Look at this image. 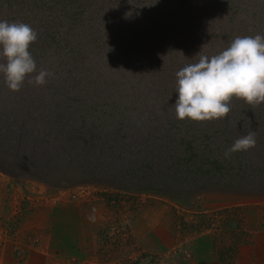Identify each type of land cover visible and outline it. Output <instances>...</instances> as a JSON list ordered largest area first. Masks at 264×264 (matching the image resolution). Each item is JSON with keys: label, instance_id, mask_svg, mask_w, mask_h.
<instances>
[{"label": "rangeland", "instance_id": "rangeland-1", "mask_svg": "<svg viewBox=\"0 0 264 264\" xmlns=\"http://www.w3.org/2000/svg\"><path fill=\"white\" fill-rule=\"evenodd\" d=\"M86 2L85 6L89 7L82 14L79 10L77 14L71 15L76 20L71 21L69 28L62 32L66 33L71 49H85L95 40L96 34H101L105 54L97 52L98 59L104 61L108 50L109 54L116 52V64L112 67H117L121 72L119 86L115 91L105 94L104 98L107 100L102 103L99 112L89 117L83 113L84 109L91 108L93 99L78 105V111L68 112L67 118L79 112L85 115L87 118L76 117L72 123L78 128L82 126L93 136L100 128H103V134L106 132L105 136L109 133V116H113L108 112L111 101L114 106L118 103L131 107L127 118L132 122L137 108L141 107L146 113L148 102L158 99L160 95L163 99L178 98L175 92L176 73L186 64L197 62L200 52L211 56L226 49L237 36H264V0ZM59 4L58 0H0V21L29 24L38 34L37 40L32 44L35 46L38 39L44 37L39 33L45 30L41 26L46 21L43 11L49 7L53 16L59 15ZM94 27L100 31L94 30ZM32 45L30 49L38 57L43 46L34 50ZM120 56L123 58L119 59ZM64 71V67L57 65L54 75L62 76ZM75 77L76 75L68 73L64 79L56 78V81L68 83L61 86L55 92L56 95L51 93L50 96L59 99L68 96L71 99L74 94L73 84L77 83L74 81ZM49 79L54 81L51 75ZM132 87H136L133 89L136 91L130 90ZM234 100L240 99L234 97L230 104ZM52 103L54 104V100ZM240 105L242 104H234L232 110ZM263 106L264 104L260 107L263 109ZM170 123L166 125L183 134L194 133L197 141L202 140L201 147L204 146L203 142L209 143L216 137L212 134L215 130H208L202 123L194 128H188L184 122L171 120ZM230 125L228 129L232 132L222 128L224 131L218 139V148L224 151L237 138L245 135L241 130L233 131L231 128H235V125ZM111 138V134L106 136L107 141H111ZM192 146L193 141L190 143V147ZM248 151L251 153L252 148ZM46 154L47 152L43 153L44 156ZM3 163L4 161L0 162V167L8 174L0 172V191L23 190L36 194L47 191L54 198V203L78 201L89 212L91 207L97 210L92 218L95 222L94 237L98 241L95 264H192L193 259L204 258L192 251L190 243L195 237H212L216 246L211 258L215 257L216 262L220 259L221 264H229L236 246L240 242L254 239L251 237L256 226L251 219L253 213L258 210L264 220V197L246 196L231 190L213 191L196 195L190 203L177 204L164 197L119 191L97 184L53 186L49 182H42L52 172L38 176L26 168L19 169ZM39 177L46 178L39 180ZM60 181L61 179L57 184ZM56 194H62V197H57ZM227 205L232 206L226 208ZM222 206L225 208H220ZM156 227L162 229L164 238L158 237L159 240H156ZM13 231L12 228L8 233L12 234ZM141 243L146 246H141ZM13 244L15 243H12L11 237L4 236L0 231V245H6V250H13L11 253L16 260L21 257L22 249ZM208 256L206 255V259ZM70 263L75 262L65 264ZM7 264H21V261L17 259L16 262Z\"/></svg>", "mask_w": 264, "mask_h": 264}, {"label": "trees", "instance_id": "trees-1", "mask_svg": "<svg viewBox=\"0 0 264 264\" xmlns=\"http://www.w3.org/2000/svg\"><path fill=\"white\" fill-rule=\"evenodd\" d=\"M58 2L60 14L53 16L49 7L43 11L46 21L41 26L45 30L39 33L44 37L38 39L37 45L31 44L34 50L43 46L41 53L37 57L29 48L37 72L47 70L54 81L48 77L43 86H38L28 82L29 76L21 90L13 92L0 74V162L26 168L38 176L52 172L42 182L53 186L97 184L119 191L156 195L177 204L190 203L196 195L213 191L231 190L246 196L264 197V106L260 107L264 103L254 106L234 100L225 119L194 122L186 118L180 121L172 107L177 97L169 100L160 95L148 102L146 113L141 107L137 108L130 122L127 116L131 107L118 103L114 106L111 101L108 112L113 116H109L111 124L106 135H112L111 141L106 140L103 128L93 136L82 126L73 125L76 117H89L99 112L107 100L105 94L119 86L121 72L112 67L116 64V52L109 54L108 50L104 61L98 59L97 52L105 54L101 34L95 33V40L85 49H71L66 33L62 32L76 20L71 15L79 10L82 14L89 7L85 6L86 0ZM94 30L100 31L97 27ZM57 65L65 68L63 77L54 75ZM68 73L77 77L72 98H52L51 93L56 95L55 92L68 83L56 81V78L64 79ZM91 99L94 101L91 108L83 110L86 116L79 112L67 118L69 110L78 111V105ZM234 104L242 105L232 110ZM102 120L104 123L105 119ZM171 120L184 122L188 128L202 123L208 130L214 129L212 134L216 137L209 143L203 142L201 147L202 140L197 141L194 133L183 134L166 125L171 124ZM230 123L235 125L231 128L233 131L241 130L246 134L253 129L256 132V145L251 153L240 151L225 158V151L217 144L224 131L221 129L230 128ZM228 132L232 131L228 129ZM0 172L8 174L1 167ZM45 178L39 177V180ZM221 263L219 259L217 264Z\"/></svg>", "mask_w": 264, "mask_h": 264}, {"label": "clouds", "instance_id": "clouds-1", "mask_svg": "<svg viewBox=\"0 0 264 264\" xmlns=\"http://www.w3.org/2000/svg\"><path fill=\"white\" fill-rule=\"evenodd\" d=\"M37 36L29 24L0 21V74L10 91H20L29 76V83L43 86L47 82L50 73L44 69L37 72L29 51ZM197 56V62L186 64L176 73L178 98L172 107L178 120L225 119L234 97L249 105L264 103V36H237L218 54L200 52ZM255 145L256 132L249 130L226 149L225 158Z\"/></svg>", "mask_w": 264, "mask_h": 264}, {"label": "crops", "instance_id": "crops-1", "mask_svg": "<svg viewBox=\"0 0 264 264\" xmlns=\"http://www.w3.org/2000/svg\"><path fill=\"white\" fill-rule=\"evenodd\" d=\"M16 192L0 191V231L22 249L21 257L16 260L21 264H95L98 241L94 237L95 222L92 218L97 210L91 207L89 212L78 201L54 203V198L47 191L38 194L23 190ZM56 195L62 197V194ZM229 206L232 205L226 208ZM262 216L258 210L253 213L251 219L256 226L251 237L254 239L240 242L233 250L229 264H264ZM11 227L14 231L9 234ZM154 237L156 240L164 238L161 228L154 229ZM190 244L193 253L204 257L193 259L192 264H217L215 257L211 258L213 246H216L212 237H195ZM6 247L0 245V264L16 262L11 253L13 250H6Z\"/></svg>", "mask_w": 264, "mask_h": 264}]
</instances>
